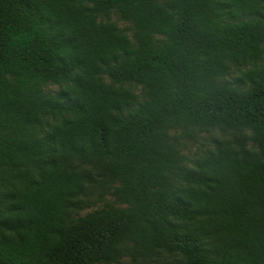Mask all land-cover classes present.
<instances>
[{
    "label": "trees",
    "instance_id": "1",
    "mask_svg": "<svg viewBox=\"0 0 264 264\" xmlns=\"http://www.w3.org/2000/svg\"><path fill=\"white\" fill-rule=\"evenodd\" d=\"M158 255L264 264V0H0V264Z\"/></svg>",
    "mask_w": 264,
    "mask_h": 264
},
{
    "label": "rangeland",
    "instance_id": "2",
    "mask_svg": "<svg viewBox=\"0 0 264 264\" xmlns=\"http://www.w3.org/2000/svg\"><path fill=\"white\" fill-rule=\"evenodd\" d=\"M99 20L101 21H110L117 25V27L125 32L128 37L132 35L131 26L120 20V18L115 14H108L107 16H100ZM236 74L232 73L231 77H235ZM105 80L110 83V79L105 78ZM129 85H125L128 87ZM46 93H55L58 91V88L54 85L48 86L45 89ZM136 93L141 95L140 87H136ZM220 138L219 134L208 133V134H199L194 139L188 138H179L181 144V154L185 157L191 158L193 156H200L207 149L212 148V141L214 139ZM196 158V157H193ZM86 206L81 211H78L79 216H84L90 212L105 208L107 206H113L116 208H123L124 205L118 203L115 198L112 196V191L108 189L101 188L100 185H95L93 188L87 190V197L85 199ZM113 264V263H112ZM116 264H178V260L172 256L158 255L151 259H137L131 260L129 258H124Z\"/></svg>",
    "mask_w": 264,
    "mask_h": 264
}]
</instances>
